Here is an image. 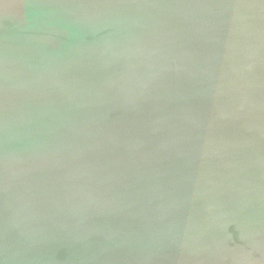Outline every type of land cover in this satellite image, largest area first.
Wrapping results in <instances>:
<instances>
[{"label": "water", "instance_id": "1", "mask_svg": "<svg viewBox=\"0 0 264 264\" xmlns=\"http://www.w3.org/2000/svg\"><path fill=\"white\" fill-rule=\"evenodd\" d=\"M0 264H264V0H0Z\"/></svg>", "mask_w": 264, "mask_h": 264}]
</instances>
